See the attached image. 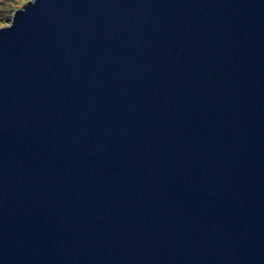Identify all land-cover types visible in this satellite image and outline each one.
<instances>
[{
	"label": "water",
	"instance_id": "water-1",
	"mask_svg": "<svg viewBox=\"0 0 264 264\" xmlns=\"http://www.w3.org/2000/svg\"><path fill=\"white\" fill-rule=\"evenodd\" d=\"M0 28V264H264V0H29Z\"/></svg>",
	"mask_w": 264,
	"mask_h": 264
},
{
	"label": "rangeland",
	"instance_id": "rangeland-1",
	"mask_svg": "<svg viewBox=\"0 0 264 264\" xmlns=\"http://www.w3.org/2000/svg\"><path fill=\"white\" fill-rule=\"evenodd\" d=\"M20 3L21 0H0V24L9 22L11 13Z\"/></svg>",
	"mask_w": 264,
	"mask_h": 264
},
{
	"label": "snow or ice",
	"instance_id": "snow-or-ice-1",
	"mask_svg": "<svg viewBox=\"0 0 264 264\" xmlns=\"http://www.w3.org/2000/svg\"><path fill=\"white\" fill-rule=\"evenodd\" d=\"M29 0H21V3H28ZM6 27L4 24H0V28Z\"/></svg>",
	"mask_w": 264,
	"mask_h": 264
}]
</instances>
